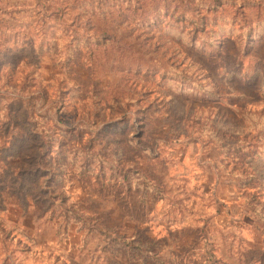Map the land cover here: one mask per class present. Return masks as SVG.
I'll return each instance as SVG.
<instances>
[{"label": "rangeland", "instance_id": "374dc122", "mask_svg": "<svg viewBox=\"0 0 264 264\" xmlns=\"http://www.w3.org/2000/svg\"><path fill=\"white\" fill-rule=\"evenodd\" d=\"M48 2L0 0V98L65 142L0 156V264H264V0Z\"/></svg>", "mask_w": 264, "mask_h": 264}, {"label": "trees", "instance_id": "16d2710c", "mask_svg": "<svg viewBox=\"0 0 264 264\" xmlns=\"http://www.w3.org/2000/svg\"><path fill=\"white\" fill-rule=\"evenodd\" d=\"M35 2H39L40 0H34ZM77 0H71L70 2L66 3L63 6L64 0H49L48 4H43L42 9L47 10L49 8H54L55 10H63V8L72 7ZM72 3V4H70ZM16 25H13L9 19L6 17L0 16V42L4 39H7L10 36V31ZM7 30V31H6ZM16 31L15 33H17ZM2 94V92H0ZM52 125L56 129H65L66 126L59 121H52ZM0 131L3 133H10L11 139L9 142V146L5 147L4 143H0V156H3L4 159L8 157H13L12 159L16 158V161L20 163L22 158V152L25 150V142L29 139L30 141H34L35 144L33 145L36 148V152L34 154V163L35 165H29L28 168H20L17 171L16 167L10 168L12 171L8 173L5 177V180L17 181L19 175L22 171L27 170L25 172L26 176H37L39 173L45 172V169L42 168L44 164L43 157L50 154L52 152L53 143L57 142V151L59 153L62 152V149L65 146V142H59V140L55 137L56 131L49 127H46L45 124H41L39 120L34 116V114L26 109L23 105L15 103L9 100L7 97L4 100L0 98ZM88 165L80 166L78 168V172L80 175H84L85 172H90ZM133 172V171H130ZM21 176V175H20ZM95 176H101V169L95 173ZM27 188L30 190V187L27 183H21L19 186V191L15 192V195L21 197L22 195L29 194L28 196L34 198V194L29 193V191H24L23 188ZM134 187H142V188H153L151 180L141 178H135L130 181H127L126 190H129ZM39 190V188L37 189ZM49 192V191H47ZM256 219V217H254ZM260 224L264 225V220L260 222ZM120 245L128 246L127 251L132 252V250H136L137 252L135 255L137 257L142 258L143 251L140 250L139 247L134 248L133 243L129 242H122L119 241Z\"/></svg>", "mask_w": 264, "mask_h": 264}]
</instances>
